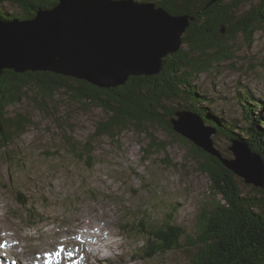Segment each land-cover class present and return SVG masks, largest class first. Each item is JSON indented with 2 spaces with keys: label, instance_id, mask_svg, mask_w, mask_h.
<instances>
[{
  "label": "rangeland",
  "instance_id": "1",
  "mask_svg": "<svg viewBox=\"0 0 264 264\" xmlns=\"http://www.w3.org/2000/svg\"><path fill=\"white\" fill-rule=\"evenodd\" d=\"M8 9L5 3L4 10ZM230 53L226 61L213 63L198 74L195 84L209 101V110L227 120L235 119L242 126L247 101L254 100V113H264V29L255 32L249 43L241 35L236 36ZM65 97L58 93L55 102H47V110H42L40 94L29 89L23 99L7 108L10 115L24 113L32 120L25 133L8 146L0 144V216L6 224L26 227V257L37 261L44 258L34 252L40 237H44L37 233L40 227L46 231L66 226L68 219L84 211L99 226L72 234L79 248L84 247L82 251L76 246L68 248L72 260L65 264H190L195 253L191 246L153 257L135 254L149 229L169 220V213L175 224L185 228L188 238L194 237L199 214L219 199L210 188L208 175L197 169L189 155L190 145L154 126L148 131L155 141L165 145L164 149H147L149 135L132 128L115 139L96 135L104 113L87 104H68ZM175 100L167 102L173 106ZM211 138L227 158L233 157L230 140L218 133ZM69 141L80 146L90 141L91 159L76 157ZM253 187L241 183L244 193H256ZM101 225L104 228L99 230ZM50 235L42 254L63 246L58 245L61 238ZM97 237L103 242L113 241L111 249ZM8 248L13 250L12 245ZM1 254L6 259L8 252L0 248ZM5 261L3 264H9Z\"/></svg>",
  "mask_w": 264,
  "mask_h": 264
},
{
  "label": "trees",
  "instance_id": "2",
  "mask_svg": "<svg viewBox=\"0 0 264 264\" xmlns=\"http://www.w3.org/2000/svg\"><path fill=\"white\" fill-rule=\"evenodd\" d=\"M136 1H149L174 15L189 17L178 50L163 58L161 70L153 75H130L120 85L101 88L86 80L50 71L4 69L0 74V144L8 146L32 124L27 114L7 112V108L23 99L29 89L40 94L39 108L42 110H47V102H55L58 93L68 96L65 97L68 104L99 108L104 117L97 123L96 135L115 139L132 128L149 135L147 149L160 150L165 145L155 141L148 131L150 127H158L190 145L189 155L195 160L197 169L208 175L210 188L219 199L213 200L211 208L199 214V229L194 237L188 238L185 228L175 224L169 213V220H162L159 226L149 229L137 255L153 257L191 246L195 253L190 264H264V185L253 187L256 193H244L241 178L216 156L176 132L171 122L178 111L196 113L215 129L214 133L224 135L231 142L243 141L264 162V113H254V100L247 101L243 109L244 124L238 126L237 120H227L220 113L209 110V101L195 84L198 74L213 63L231 57L230 48L236 36L241 35L249 43L255 32L264 29V0ZM57 2L0 0V17L8 20L30 18L38 9L52 7ZM5 3L10 10H4ZM169 99L178 101L172 106L167 102ZM212 141L221 156L228 157ZM85 143L80 146L69 141L68 144L76 157L87 156L89 160L92 155L90 141Z\"/></svg>",
  "mask_w": 264,
  "mask_h": 264
},
{
  "label": "water",
  "instance_id": "3",
  "mask_svg": "<svg viewBox=\"0 0 264 264\" xmlns=\"http://www.w3.org/2000/svg\"><path fill=\"white\" fill-rule=\"evenodd\" d=\"M189 24L152 2L136 0H58L33 17H0V74L50 71L86 80L101 88L122 84L130 75L157 74L163 58L178 50ZM173 129L247 184L264 185V162L241 140L221 156L211 135L215 129L191 111H178ZM183 116L185 118H183Z\"/></svg>",
  "mask_w": 264,
  "mask_h": 264
},
{
  "label": "bare ground",
  "instance_id": "4",
  "mask_svg": "<svg viewBox=\"0 0 264 264\" xmlns=\"http://www.w3.org/2000/svg\"><path fill=\"white\" fill-rule=\"evenodd\" d=\"M82 214L83 215L77 214L74 218L68 219L69 221H66L67 225L63 226V227H62V225L61 226L58 225V226H55L54 228L50 227L51 229H48L46 231L44 230L45 227L44 228L40 227V229L37 230V233L39 231V235L44 236V237H40L41 240H39V242L37 243V248L34 250L35 254L39 255L40 252L45 248V245L49 244L46 241V240H48V239H46V237H48L50 234L57 235L58 238H61L60 240H61V243H63L65 250H66V248H70L73 245V246L77 247V250L82 251L84 246L79 248V244L72 239V234L77 233L80 230L85 231L86 228H90V227L95 228L96 225L99 226L98 224H96L93 216H91L90 214L84 213V211ZM1 219H3V221H1V223H0V242L5 241V240L10 241L11 243H9V245H12L13 250H10L8 247L2 248L3 250H5V252H8V254H5L6 259H4L3 254L0 255V264H3V262H6L5 260H8L9 264H23V259H25V262H26V263L24 262V264H40V263L45 264V260H38L37 261V258L26 257V251H27L26 250V244L27 243L25 242L23 244V239H25L27 237V235L25 234L27 231L26 232L24 231V230H26V227L22 225L23 227H25V229L24 228H17L15 226V224H11L13 226L12 227L11 225L4 223L5 219L2 216H0V220ZM48 223L49 222H47L46 224H48ZM6 225H7V227H6ZM40 226H42V225H40ZM103 228H104V226L101 225V227H99V230H101ZM23 231L25 233H23ZM59 234H61V235H59ZM28 236H29V234H28ZM31 237H32V235H31ZM89 237H92V236H89ZM35 239H37V237ZM96 240H98V242L104 243L105 245H103V246L108 245V248H110V249H111L110 243H114L113 241H110V240L107 242H103L100 239V237H97ZM86 245L87 246L90 245V242H88V240L86 241ZM65 250L63 252L59 253V256L56 258L57 262L55 261V264H62V262L65 263V260L66 261L72 260L69 257V255H66L67 253L64 254ZM68 252H69V250H68ZM38 257H40V256H38ZM13 261H14V263H13ZM39 261H41V262H39Z\"/></svg>",
  "mask_w": 264,
  "mask_h": 264
},
{
  "label": "snow or ice",
  "instance_id": "5",
  "mask_svg": "<svg viewBox=\"0 0 264 264\" xmlns=\"http://www.w3.org/2000/svg\"><path fill=\"white\" fill-rule=\"evenodd\" d=\"M9 245L7 244L6 241L4 242H0V248H6ZM44 258H45V264H51V257L54 255L51 252H45L44 254ZM55 255L58 257L59 256V252H56Z\"/></svg>",
  "mask_w": 264,
  "mask_h": 264
}]
</instances>
